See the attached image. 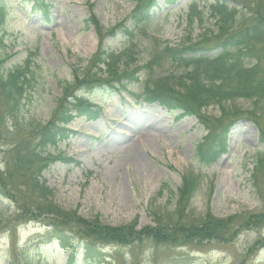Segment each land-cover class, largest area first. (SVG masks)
<instances>
[{"label": "rangeland", "instance_id": "rangeland-1", "mask_svg": "<svg viewBox=\"0 0 264 264\" xmlns=\"http://www.w3.org/2000/svg\"><path fill=\"white\" fill-rule=\"evenodd\" d=\"M3 1L9 16L0 55L10 57L7 70L30 61L36 81L24 116L34 125L50 120L63 86L73 81L75 71H82L100 48L119 53L134 46L138 65H144L165 43L177 47L188 39L197 42L204 34L217 33L208 11L213 0H194L197 14L191 13V0H180L171 7L159 1L151 20L140 25L132 17L136 0H47L51 8L48 19L33 11V0ZM241 1L250 2H232L243 8ZM92 12L105 29L125 22L133 36L106 38L100 46L95 31L86 25ZM175 70L164 61L155 72ZM140 89L141 85H133L131 91L139 94ZM92 100L103 108L99 119L75 120L68 127L72 132L69 139L47 149L69 160L57 161L42 173L57 206L111 227L132 222L138 229L153 227V214L172 215L183 178L194 175L199 178V189L188 210L190 223L207 214L231 223L222 243L156 245L143 240L125 247L109 245L104 247L108 260L101 264H264V247L260 248L264 224L257 228L242 224L250 215L264 212V176L255 178L257 158L264 156V121L260 128L247 116L235 120L229 128L226 154L206 165L197 158L196 147L207 132L195 116L177 120L176 112L108 90L94 94ZM236 106L244 112L253 110L246 100L236 101ZM202 113L219 116L221 110L211 106ZM8 125V139H0L3 174L8 164L5 152L22 138ZM1 178L15 198L0 197V218L6 227L0 230V264H70L71 247L77 254L72 264H86L84 244L76 235L68 234L71 242L67 247L55 235L50 236V223L45 219L26 221L21 216L15 220L21 205L29 211L33 208L34 198L23 187L20 173H13L11 180L6 175ZM252 249L257 250L250 253Z\"/></svg>", "mask_w": 264, "mask_h": 264}, {"label": "trees", "instance_id": "trees-1", "mask_svg": "<svg viewBox=\"0 0 264 264\" xmlns=\"http://www.w3.org/2000/svg\"><path fill=\"white\" fill-rule=\"evenodd\" d=\"M159 0H136L133 11L135 25L151 20V11ZM173 5L178 0H162ZM235 0H213L208 5L210 17L215 20L217 33L204 34L196 43L188 39L177 47L164 44L161 50L151 56L144 65H138L135 47L113 53L100 48L82 71H75L73 81L63 86L56 109L44 125H34L25 119L24 107L33 99L32 84L36 81L30 61L24 67L7 70L8 58L0 55V139L10 135L7 127L14 129L22 138L5 152L8 179L13 173L24 178L23 187L34 198L32 209L21 205L18 208L26 221L49 222L50 236L55 235L64 246L69 247L76 235L82 240L83 260L86 264L106 263L108 256L104 247L109 245L130 246L143 240H152L156 245L194 243L202 241L225 242L229 220L217 219L207 214L200 221L190 220L188 210L199 189V178L188 175L178 191L176 210L172 215L155 212L154 226L138 229L136 222L122 227H111L99 219L86 220L75 212L64 211L53 202L54 193L42 178V173L57 161L68 162L61 156L47 152L68 140L71 131L68 126L78 118L96 120L102 107L92 100L94 94L108 90L110 94L130 95L146 104H157L170 112H177V119L195 116L207 135L197 145V158L203 164L215 163L226 153L230 125L241 116H247L260 128L264 121V0L241 1L243 8L234 4ZM191 13L196 1H191ZM47 0H33V11L50 17ZM9 12L0 0V50L3 44V27ZM192 16V15H191ZM193 17L190 23H193ZM200 23H201V19ZM87 27H94L100 46L106 38L118 35L133 36L125 22L112 29H105L97 16L92 13L86 20ZM169 62L176 67L175 72L156 73V68ZM144 75V79L142 78ZM141 85L139 94L131 91L133 85ZM252 103L253 110L244 112L236 106V101ZM218 106L219 116L202 113L204 109ZM264 132V130H262ZM8 139L6 136L2 141ZM264 140V137H263ZM1 141V142H2ZM264 176V156L256 161L255 178ZM0 177V197L15 198L14 192L3 185ZM12 194H11V193ZM14 220V221H15ZM243 226L257 228L264 224V212L247 217ZM5 227L0 218V230ZM4 233V232H3ZM264 242V240H263ZM71 247V246H70ZM264 244L260 246L263 248ZM71 247L70 264L77 257ZM257 249L250 250V253Z\"/></svg>", "mask_w": 264, "mask_h": 264}]
</instances>
